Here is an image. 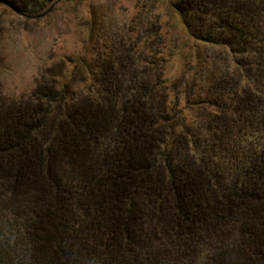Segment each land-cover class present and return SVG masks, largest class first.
<instances>
[{
	"label": "trees",
	"instance_id": "16d2710c",
	"mask_svg": "<svg viewBox=\"0 0 264 264\" xmlns=\"http://www.w3.org/2000/svg\"><path fill=\"white\" fill-rule=\"evenodd\" d=\"M178 2L229 71L171 81L127 36L77 60L71 105L54 75L0 93V264H264V0Z\"/></svg>",
	"mask_w": 264,
	"mask_h": 264
},
{
	"label": "rangeland",
	"instance_id": "374dc122",
	"mask_svg": "<svg viewBox=\"0 0 264 264\" xmlns=\"http://www.w3.org/2000/svg\"><path fill=\"white\" fill-rule=\"evenodd\" d=\"M32 1L35 3L27 13L19 8L28 0L0 2V93L4 105L26 99L53 75L69 82L67 102L75 103L82 85L66 77L78 69L87 76L85 67H74L77 60L82 58L93 67L107 58L108 44L127 36L146 40L157 57L165 60L164 75L171 81L186 75L201 86V76H209V70L221 74L233 66L229 59L224 61L226 50L190 35H196L200 24L182 23L174 11L178 0ZM198 57L207 62L196 66ZM169 94L172 102L177 100L174 91L170 89ZM190 98L194 100L193 95ZM178 102L184 107L185 96L181 95ZM195 114L187 112L189 123L194 122Z\"/></svg>",
	"mask_w": 264,
	"mask_h": 264
}]
</instances>
